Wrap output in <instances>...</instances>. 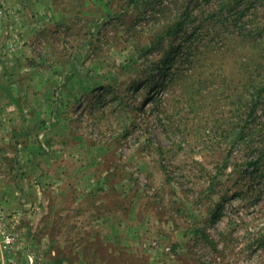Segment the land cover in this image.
I'll return each mask as SVG.
<instances>
[{
    "label": "rangeland",
    "instance_id": "1",
    "mask_svg": "<svg viewBox=\"0 0 264 264\" xmlns=\"http://www.w3.org/2000/svg\"><path fill=\"white\" fill-rule=\"evenodd\" d=\"M219 1L0 0V264H264V170L230 151L228 69L206 70L246 53L197 29L151 88L161 49L138 52Z\"/></svg>",
    "mask_w": 264,
    "mask_h": 264
},
{
    "label": "trees",
    "instance_id": "2",
    "mask_svg": "<svg viewBox=\"0 0 264 264\" xmlns=\"http://www.w3.org/2000/svg\"><path fill=\"white\" fill-rule=\"evenodd\" d=\"M255 1L257 0H220L217 7L205 17V21L208 23L205 28L200 20V23L196 24V19L200 18L198 15L191 18L189 14H182L173 23L154 34L150 43L138 46V52L144 50L151 52L153 49H161L162 52L158 61L145 66L142 70L144 76L148 75L146 87L151 88L161 85L159 78L164 71H167L172 65H181L188 60L184 51L186 46H188V50L193 51V44L190 43L197 33V29H200V32L204 30L207 35L214 31L218 37L224 36L229 40L230 51L238 50L246 53V56L229 63L226 61L230 58L223 59V56L220 55V58L206 70L210 68L214 72L216 71L214 68L228 69L225 74L228 86L231 87V95L229 94L228 98L237 107V121L228 124L232 131V135L229 137L231 140L230 151L243 144L250 150L253 155L247 158L246 165L247 169H251L250 177L252 179L264 170V118L256 117L261 113L264 116V20H253V29L250 30L244 27L243 21L244 12ZM260 1L264 12V0ZM206 53L208 51L203 50L201 55L204 56ZM200 63H202L200 68L206 67L204 60H201ZM168 73V82H172L175 79V73ZM138 82L139 80H134L137 86ZM194 83L195 90L201 91L202 87L198 83ZM193 84L191 83L192 86ZM192 89L194 88L192 87ZM195 90L189 95H196L198 92ZM162 150V148L159 149L160 152ZM211 216L214 218L216 215L212 213ZM261 235L263 239L259 236L257 238H259L258 242L262 244L264 242V227ZM61 258V256L50 258L49 264H60L57 260Z\"/></svg>",
    "mask_w": 264,
    "mask_h": 264
}]
</instances>
